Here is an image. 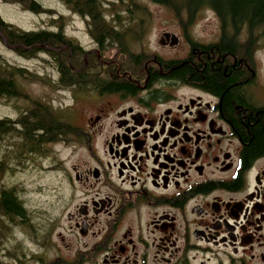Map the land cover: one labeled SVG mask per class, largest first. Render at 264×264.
Returning <instances> with one entry per match:
<instances>
[{
  "label": "flooded vegetation",
  "instance_id": "flooded-vegetation-1",
  "mask_svg": "<svg viewBox=\"0 0 264 264\" xmlns=\"http://www.w3.org/2000/svg\"><path fill=\"white\" fill-rule=\"evenodd\" d=\"M112 25L119 27L114 21ZM254 34L244 33L240 39L241 46L249 47L237 57L238 63L232 53L216 54L218 37L196 42L185 31L182 56L128 53L134 57L128 59L117 48L102 54L90 35L91 49L69 47L70 57L75 52L84 60L89 54L97 56L103 83L89 90L86 66L71 65L74 75L84 70L81 80L64 85L75 89L68 106L88 102L73 120L53 111L60 128L47 145L63 147L51 166L58 167L69 223L63 246L70 254L60 260L264 264V154L243 165L242 140L221 99L194 83L175 80L167 69V63L187 58L204 67V61L219 55L226 68L251 73L247 87H258L253 83L258 73L252 56L259 43ZM182 37L175 46L163 41L160 47H179ZM111 83L134 90H107ZM190 92L193 95H185ZM246 93L247 110L234 106L241 122L264 106V89ZM29 110L13 121L24 123ZM74 139L81 150L76 162ZM64 150L67 155L61 160L57 156Z\"/></svg>",
  "mask_w": 264,
  "mask_h": 264
},
{
  "label": "rangeland",
  "instance_id": "rangeland-1",
  "mask_svg": "<svg viewBox=\"0 0 264 264\" xmlns=\"http://www.w3.org/2000/svg\"><path fill=\"white\" fill-rule=\"evenodd\" d=\"M47 10L54 11L52 16L48 14H35L25 10L16 3L0 0V19L20 31H37L50 27V18L62 15L64 19L63 33L70 40V43L81 46L85 50L93 47V43L88 35L86 19L73 13L61 0H35ZM135 2L141 13H134L131 2ZM109 3L113 5L112 12H108ZM105 17L114 16V12L119 13L122 21L132 20V28L142 25L141 30H137L138 37L133 40L127 39L130 51L134 54L158 53L163 56H182L186 51L187 44L184 37L179 47H160L159 39L167 33L179 34L185 27L188 37L193 41L208 43L216 38L218 34V20L215 15L202 9L194 15V18L186 23L187 16L182 15L177 18L173 11L154 4L149 0H105ZM129 9L130 12L127 11ZM129 17L128 19H126ZM110 20V19H107ZM120 24V23H119ZM125 24V22L121 23ZM129 25V23H127ZM220 33V29H219ZM258 34L259 43L256 53L253 54V66L258 73V78L253 83L259 86L248 87L249 94L255 95L257 91L264 89V26L256 30L254 36ZM21 48V47H20ZM19 49V46H17ZM18 51V50H17ZM16 51L13 45L4 43L0 39V58L5 65L10 67L27 69L28 76L19 78V85L26 92L28 99L18 96H0V119L10 118L16 120L40 101L42 105L49 109H55L56 113L75 119L81 113V107L70 108L72 92L75 89H66L65 86L58 85V72L54 60L44 52L34 51L29 57H23ZM113 50L110 55H113ZM92 55V54H91ZM96 60H97V56ZM255 63V64H254ZM64 89H66L64 91ZM246 93V95H249ZM83 95V94H82ZM185 95H193L186 93ZM51 110V109H50ZM30 111V110H29ZM94 114V111L91 110ZM14 133L5 136L0 140V165L3 169L0 173V188H10L16 186L21 189L19 198L23 201L24 207L31 216L32 227L21 224H12L9 233H6L3 246L0 250V262L3 264H76L60 260L69 255V250L63 246L68 238V220L64 209L63 200L65 191L61 185V178L57 171V166H51L56 153L63 150L62 145L45 143L40 146V152L26 154L21 150L22 138ZM77 148L73 150V161L76 162L81 155L80 141L74 139ZM78 143L79 145H77ZM38 151V150H36ZM35 151V153H36ZM43 151L44 153H41ZM67 155V150L58 154V158L63 160ZM61 188V189H60ZM30 228V229H29ZM60 235L64 238L61 241ZM69 239V238H68ZM198 263V262H197ZM84 264H100L98 261H90ZM208 264H215L212 259Z\"/></svg>",
  "mask_w": 264,
  "mask_h": 264
},
{
  "label": "trees",
  "instance_id": "trees-1",
  "mask_svg": "<svg viewBox=\"0 0 264 264\" xmlns=\"http://www.w3.org/2000/svg\"><path fill=\"white\" fill-rule=\"evenodd\" d=\"M73 13L83 17L87 21V29L89 35L94 39L100 52L104 54L105 49L117 48L126 55L128 59L134 57L128 53L130 51L127 39L133 40L138 37L137 30L142 29V25L132 28L133 19L122 21L119 13L114 12V16L107 20L105 17L106 5L105 0H61ZM154 4L161 5L168 10L174 12L175 16L181 19L182 15L187 16L188 24L194 15L202 9L211 11L219 23V38L217 40L216 54L224 55L225 51L232 53L236 58L240 55L244 48L249 46H241L239 43L244 33L251 36L258 29L264 26V0H149ZM5 2L16 3L21 5L25 10L35 14H48L52 16L54 11L47 10L35 0H5ZM108 12H112L113 5L109 3ZM130 6L135 8L134 13L144 12L135 2H131ZM128 12L129 9H127ZM129 18V17H128ZM116 22L119 27H113L112 22ZM125 22V24H121ZM50 27L37 31H20L5 23L0 19V39L4 38L6 44L13 45L16 51L23 57H29L34 51L44 52L49 55L56 64L60 81L58 85L69 86L76 80H81L83 70L76 72L74 75L70 71L71 65L85 68L87 72L89 90H95L97 83L102 85L100 80L102 77L98 75V65L100 61L96 60V55H88L84 60L83 55L75 52L68 62V51L62 49L63 46L72 47L68 39L65 37L62 29L64 19L62 15L50 18ZM120 23V24H119ZM129 23V25H127ZM191 23V22H190ZM187 26L183 25V28ZM19 46V49H17ZM193 48L198 45L193 43ZM21 47V48H20ZM57 51H54V50ZM34 52V53H35ZM134 54V53H133ZM142 54V53H141ZM219 55L211 59L209 62L204 61V67L201 63L194 64L195 60L187 58L182 61H171L167 63L175 80L185 83H194L203 90L215 94L221 99L223 110L233 121L243 144V165H247L250 161L264 154V106L252 111L251 116L247 119L235 115L234 106H245L244 93L247 86L252 83L251 73L249 74L244 68L232 69L230 66L225 67L226 63ZM238 63V61H237ZM172 69V70H171ZM72 73V74H71ZM28 73L25 69L10 67L5 65L0 58V96H18L25 99L27 95L22 91L19 85V78H26ZM108 78H110L108 76ZM79 87V86H78ZM107 90H134L128 84L111 83L106 86ZM45 107L46 109H44ZM28 116L24 123L19 120L14 122L12 119H0V140L5 136L13 135L18 131V135L22 138L21 150L24 149L26 154L39 153L40 146L48 143L51 137L58 133L60 124L59 117L56 113L50 112L48 107L41 104L40 101L35 102L34 106L29 108ZM249 109V108H248ZM14 122V123H13ZM38 150V151H36ZM36 151V153H35ZM41 153H44L41 151ZM45 154V153H44ZM3 169V163L0 165V173ZM236 180L233 184H236ZM21 189L16 186L10 188H0V250L3 246L6 233H9V227L12 224H21L26 227H32L31 216L24 207L23 201L19 198ZM33 228V227H32ZM30 229V228H29ZM45 263V261H40ZM0 264H3L0 262ZM49 264H52L49 263Z\"/></svg>",
  "mask_w": 264,
  "mask_h": 264
},
{
  "label": "water",
  "instance_id": "water-1",
  "mask_svg": "<svg viewBox=\"0 0 264 264\" xmlns=\"http://www.w3.org/2000/svg\"><path fill=\"white\" fill-rule=\"evenodd\" d=\"M166 37H168V36L166 35ZM171 39H172L173 41L176 40V38H175L174 36H171Z\"/></svg>",
  "mask_w": 264,
  "mask_h": 264
}]
</instances>
